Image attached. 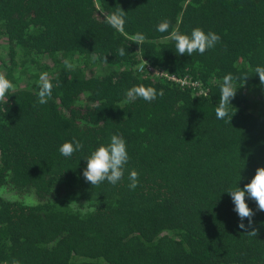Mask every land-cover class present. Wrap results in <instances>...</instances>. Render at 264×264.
<instances>
[{"label":"trees","instance_id":"trees-1","mask_svg":"<svg viewBox=\"0 0 264 264\" xmlns=\"http://www.w3.org/2000/svg\"><path fill=\"white\" fill-rule=\"evenodd\" d=\"M120 9L123 33L106 22ZM196 27L219 42L179 55L170 33ZM136 33L145 36L138 45ZM141 63L202 89L140 72ZM256 67H264V0H0V73L15 86L0 100V264H264V212L246 195L247 231L257 235L247 234L226 192L264 167ZM45 72L53 87L40 104ZM227 74L237 90L218 119ZM141 84L163 96L125 103ZM111 135L126 142L124 176L92 186L83 158ZM73 139L83 147L62 156Z\"/></svg>","mask_w":264,"mask_h":264},{"label":"clouds","instance_id":"clouds-1","mask_svg":"<svg viewBox=\"0 0 264 264\" xmlns=\"http://www.w3.org/2000/svg\"><path fill=\"white\" fill-rule=\"evenodd\" d=\"M122 12L123 11L120 9L119 12L109 14L106 17V22L113 29L123 33L125 19ZM169 27L170 21L165 18L157 24L156 30L163 33L167 32ZM168 38L175 42V49L179 55L187 54L188 56H191L194 52L202 55L208 49L213 48L220 40L219 35L215 32L209 31L206 34L199 27L192 29L190 35L182 34L178 29L173 30ZM130 39L138 45L144 41L145 36L142 33H136L131 36ZM117 51L120 56L125 55V50L123 48ZM64 63L69 69L73 67L67 60H65ZM255 72L260 83L264 84V67H256ZM232 81V75L227 74L223 77L222 83L219 84L221 96L219 104L215 109L218 119H224L228 116L227 109L231 106L230 100L234 98L237 90ZM37 87L38 102L40 104H46L48 99L51 98L53 87L48 73L45 72L40 74ZM10 90L15 91V86L4 74L0 73V100L7 103V93ZM157 95L163 96V90L158 93L153 87H146L143 84L134 85L126 91L124 102L130 103L137 98L151 102L156 99ZM82 147L83 145L79 141L73 139L72 142H64L59 147V152L64 157H71L74 152L80 150ZM83 159L86 161V167L82 175L86 182H89L92 186H98L105 181L111 185H116L123 178L125 165L129 160L126 142L119 135H111L110 143L106 146L103 144L99 145L90 155ZM128 181L129 189L135 190L139 185V173L134 169L130 170ZM226 192L231 197L232 203L234 204L233 210L237 213L240 221L245 219L248 220L247 227L243 222L239 223L238 227L247 234L256 236L257 232L255 229L247 231V228H250L252 225L254 212L248 207L245 200L247 195L248 198L256 203L257 209L264 212V167H259L255 170L254 176L251 178L250 182L244 185L243 189L236 186L235 189ZM70 204L77 205L75 202ZM91 211H96V209H91ZM5 264H8V262L6 261ZM11 264H20V261L13 258Z\"/></svg>","mask_w":264,"mask_h":264},{"label":"built area","instance_id":"built-area-1","mask_svg":"<svg viewBox=\"0 0 264 264\" xmlns=\"http://www.w3.org/2000/svg\"><path fill=\"white\" fill-rule=\"evenodd\" d=\"M144 69L147 71H153L155 76L158 78H164L167 81L174 82L175 84L179 85L180 87H188L191 88L192 90H201L202 89V84L196 80H193L192 78L188 76H175L169 73H166L163 69L160 68H153L149 64H147L144 67V64H139L137 67V70L142 72Z\"/></svg>","mask_w":264,"mask_h":264}]
</instances>
